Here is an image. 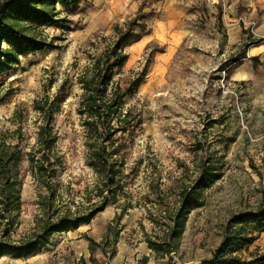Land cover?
<instances>
[{"label":"rangeland","instance_id":"374dc122","mask_svg":"<svg viewBox=\"0 0 264 264\" xmlns=\"http://www.w3.org/2000/svg\"><path fill=\"white\" fill-rule=\"evenodd\" d=\"M140 5L141 15L123 44L124 78L142 77L137 101L131 103L142 109L144 122L127 157V165L136 170L128 187L133 207L115 221L120 208L108 204L87 223L53 235L38 253L5 255L0 264H93L89 239L101 245H92L98 264H128L134 257L145 264V235L154 236L148 210L161 197L151 193L157 176L169 199L180 186H191L202 166L220 173L201 190L200 206L188 214L172 262L165 257L150 264H201L219 244L226 219L262 200L264 0H80L76 7L61 9L57 24L39 29L49 46L0 70V128L15 127L9 118L21 106L23 143H32V101L52 96L66 80L67 95L54 115V127L65 157L60 179L70 192L67 203L79 201L94 176L82 158L76 76L87 55H97L103 46L95 36H112L114 26H124ZM252 57L257 58L255 67ZM26 163L15 238L32 227L37 212L36 188ZM254 251H264V232L242 256Z\"/></svg>","mask_w":264,"mask_h":264},{"label":"trees","instance_id":"16d2710c","mask_svg":"<svg viewBox=\"0 0 264 264\" xmlns=\"http://www.w3.org/2000/svg\"><path fill=\"white\" fill-rule=\"evenodd\" d=\"M79 2L0 0V70L16 64L22 56L49 46L39 29L57 24L61 9L76 7ZM141 12L140 5L124 26H114L112 36L96 35L103 46L97 55H87L88 60L76 76L81 90L75 111L81 127L82 158L94 176L92 184L86 185L79 195V201L67 203L70 192L60 179L65 157L57 146L59 135L54 127V115L67 95L66 80L57 86L52 96L44 94L32 101L31 108L36 114L32 143H23L24 111L21 106H17L9 118L15 127L11 130L0 128V257L25 258L38 253L53 235L87 223L108 204L120 208L115 221L133 207L128 187L136 170L135 166L127 165V157L144 122L142 109L131 103V100L137 101L136 90L142 77L124 78L127 55L123 44L132 34V25ZM241 57H245V53ZM252 60L255 67L257 58L252 57ZM23 161L27 162L25 171L35 184L37 212L32 227L15 238L13 234L22 212ZM219 178L220 173L204 165L191 186H180L169 199L157 184L158 176L155 178L151 193L161 197L154 200L153 211L148 210L154 236L145 235L154 259L166 257L172 262L171 253L179 248L187 216L201 204V190ZM110 230L111 225H108L107 232ZM262 232L264 196L254 208L226 219L219 244L201 264H264V251L250 252L247 258L242 256ZM114 234L117 236L118 231ZM89 242V260L98 264L92 245H101L92 239ZM113 254L114 249L108 258Z\"/></svg>","mask_w":264,"mask_h":264},{"label":"crops","instance_id":"0c3cea01","mask_svg":"<svg viewBox=\"0 0 264 264\" xmlns=\"http://www.w3.org/2000/svg\"><path fill=\"white\" fill-rule=\"evenodd\" d=\"M263 233V232H262ZM142 255L146 258L145 264H150V261L154 259L152 252L150 249L147 248V251L143 252ZM152 255V256H151Z\"/></svg>","mask_w":264,"mask_h":264},{"label":"built area","instance_id":"2783aa9c","mask_svg":"<svg viewBox=\"0 0 264 264\" xmlns=\"http://www.w3.org/2000/svg\"><path fill=\"white\" fill-rule=\"evenodd\" d=\"M128 264H141V259L139 257H134Z\"/></svg>","mask_w":264,"mask_h":264}]
</instances>
